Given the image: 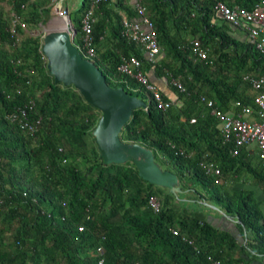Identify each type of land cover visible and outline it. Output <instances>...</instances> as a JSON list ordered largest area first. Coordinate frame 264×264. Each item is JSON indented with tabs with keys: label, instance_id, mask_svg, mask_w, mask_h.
<instances>
[{
	"label": "trees",
	"instance_id": "16d2710c",
	"mask_svg": "<svg viewBox=\"0 0 264 264\" xmlns=\"http://www.w3.org/2000/svg\"><path fill=\"white\" fill-rule=\"evenodd\" d=\"M218 2L264 10V0H140L159 46L150 62L140 45L121 35L123 19L139 20L133 0L95 5L92 56L82 48L80 25L91 0H80L72 12L63 0L71 42L82 57L108 86L146 103L132 110L119 138L150 151L172 173L178 189L172 193L144 181L130 162L103 163L92 134L100 111L72 85L54 82L41 52L43 35L31 33L56 14L52 0H0V264H97L100 258L102 264H248V255H264V164L247 146L233 154L234 143L223 141L202 100L222 112H238L236 102L254 108L255 91L243 77H264V48L237 37L242 28L219 14ZM193 40L206 50L204 60L193 55ZM130 56L172 102L168 109H158L118 70ZM155 78L165 80L170 95ZM17 109L38 121L34 136L8 119ZM210 163L218 175L205 172L202 165ZM208 204L235 220L246 233L244 244L205 220L196 207Z\"/></svg>",
	"mask_w": 264,
	"mask_h": 264
},
{
	"label": "built area",
	"instance_id": "2783aa9c",
	"mask_svg": "<svg viewBox=\"0 0 264 264\" xmlns=\"http://www.w3.org/2000/svg\"><path fill=\"white\" fill-rule=\"evenodd\" d=\"M59 1L60 0H52L55 13L59 18L64 19L65 23H69L67 8L65 6L60 9L56 8ZM100 1L102 0H91L90 7L84 12L80 21L82 48L89 56L93 55L91 30L94 18L92 13L95 5ZM133 7L139 20L133 21L123 19L121 22V35L128 42L140 45L148 61L153 62L159 53V46L153 32L152 24L144 15L145 10L140 0H134ZM215 8L226 21L241 27L246 32L249 43L254 45L256 49L261 50L264 48V10L262 7L256 6L252 10H246L240 7H230L224 3L218 2ZM16 24H19V20L18 17L13 15L12 25L14 26ZM20 25L24 27L23 24L20 23ZM11 31L13 32V29ZM71 32L70 37L72 38V29ZM190 44L193 55L199 60H204L206 58V50L203 49L196 40L191 41ZM118 70L135 79V81L151 95L158 109L166 110L172 105V102L164 100L158 88L148 81L140 69V61L135 56L122 58V63L118 67ZM243 80L256 91L253 103L257 107V113L261 118L260 121L243 120L240 115L234 116L231 113L222 112L215 106L212 100H205L203 98L202 100L206 102V106L210 109V114L216 118L223 141H231L234 143L235 150H233V154H237L240 147L255 145L259 159L264 164V77L245 75ZM170 84L180 92L184 91L181 83L175 79H171ZM237 105H239V103H237ZM241 112L243 115H248L251 113V110L248 107H243ZM8 119L16 123L30 136H34L37 132L38 121H36V123L29 122L27 120V113L24 109H17L16 112L8 115ZM202 166L209 175L219 174L218 169L211 163ZM148 204L154 212L159 211L160 205L155 197H150ZM78 230L81 231L82 227H79ZM95 253L99 255L101 249L97 248ZM97 264H102L101 258L98 259ZM212 264L220 263L219 261H213Z\"/></svg>",
	"mask_w": 264,
	"mask_h": 264
},
{
	"label": "water",
	"instance_id": "95a60500",
	"mask_svg": "<svg viewBox=\"0 0 264 264\" xmlns=\"http://www.w3.org/2000/svg\"><path fill=\"white\" fill-rule=\"evenodd\" d=\"M63 7V0L56 5ZM70 24L48 30L42 37L41 52L46 59L48 73L56 84L72 85L86 103L100 111L93 129L94 142L104 164L130 162L144 181L168 189L178 190L172 173L155 164L150 151L120 140L123 126L128 122L132 110L147 108L141 99L126 93L122 88H111L102 72L71 42ZM159 167V168H158Z\"/></svg>",
	"mask_w": 264,
	"mask_h": 264
},
{
	"label": "rangeland",
	"instance_id": "374dc122",
	"mask_svg": "<svg viewBox=\"0 0 264 264\" xmlns=\"http://www.w3.org/2000/svg\"><path fill=\"white\" fill-rule=\"evenodd\" d=\"M64 3L67 5L69 11L72 12V11H75L76 8H78L80 4V0H64ZM61 19L62 18H59L55 14L47 26L45 27L39 26L38 29L32 31L31 33L33 35H38V34L44 35V33L47 32L48 30L59 29L62 27L63 22H64V21L62 22ZM155 164H157L160 167V169H163V167H161L159 163L155 162ZM190 204L193 205V203H190ZM196 208L197 210H199V212H201L204 215L205 220L209 224L214 226L215 228L222 229L228 232H232L233 234H236V231H235L236 228L233 222H231V220H229L226 216H224L222 211L216 206L212 204H208L207 206L199 205Z\"/></svg>",
	"mask_w": 264,
	"mask_h": 264
},
{
	"label": "crops",
	"instance_id": "0c3cea01",
	"mask_svg": "<svg viewBox=\"0 0 264 264\" xmlns=\"http://www.w3.org/2000/svg\"><path fill=\"white\" fill-rule=\"evenodd\" d=\"M133 2H134V0H133ZM236 36L237 37H240L242 39L247 38V34H246V32L243 29H237ZM154 82L157 84V86L163 92H165L166 94H169V90H168V88L166 86V83H165V80L163 78H158V79L155 78ZM255 95H256V91H255ZM237 103L238 102L235 103V107H238L239 108V111L238 112L228 111V113H231L234 116L240 115L243 120H247V121H260L261 120V118L259 117V115L257 113V107L254 105V103H253L254 108H251V107H248V106H242V105H240V103H239V105H237ZM243 107H248L251 110V113L248 114V115H243L242 112H241V110H242ZM248 148L251 151H253V152H258L255 145H251ZM259 208H260V212L262 214V220L264 222V207H259ZM229 220H231V219H229ZM234 221L231 220V222H233V224L235 226V222ZM235 228H236V226H235ZM235 231H236V234H233L232 232H229V233H231L236 238V240L239 243L244 244L245 243V240L243 239V235H246V233H244L243 235L240 234L239 231L237 230V228L235 229ZM245 261H247L248 264H264V255H262V254H258L256 256H250V255H248L245 258Z\"/></svg>",
	"mask_w": 264,
	"mask_h": 264
},
{
	"label": "bare ground",
	"instance_id": "6f19581e",
	"mask_svg": "<svg viewBox=\"0 0 264 264\" xmlns=\"http://www.w3.org/2000/svg\"><path fill=\"white\" fill-rule=\"evenodd\" d=\"M61 20H62V22L64 21V19H61ZM61 24H62V23H61ZM64 24H65V21L63 22V25H64ZM63 25H62V26H63Z\"/></svg>",
	"mask_w": 264,
	"mask_h": 264
}]
</instances>
